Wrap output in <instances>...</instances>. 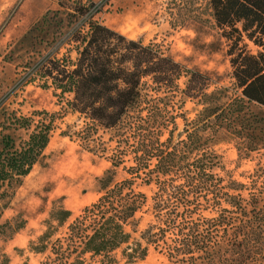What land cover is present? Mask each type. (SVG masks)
<instances>
[{
  "label": "trees",
  "instance_id": "1",
  "mask_svg": "<svg viewBox=\"0 0 264 264\" xmlns=\"http://www.w3.org/2000/svg\"><path fill=\"white\" fill-rule=\"evenodd\" d=\"M58 7L54 15L65 14L69 30L58 42L57 51L69 46L76 58L44 57L31 68L28 82L51 87L54 96L71 95L66 107L88 121L77 133L83 143L98 129L110 132L111 166H122L128 178L112 183L109 172L101 181L102 194L51 244L49 256L41 264H117V252L124 264H135L146 257L149 246L160 248L168 264L264 260V212L252 209L248 214L234 196L221 193L218 156L209 146L221 133L245 139L255 125L264 124V118L248 108L253 104L264 109V0H205V22L220 31L226 45L231 96L225 88L208 91L206 74L185 69L158 44L128 40L99 24L94 19L99 10L93 3L58 0ZM49 14L30 32L47 25ZM202 22L193 14V24ZM177 94L201 109L193 121L183 119L184 138L173 142L176 117L166 96ZM34 116L40 118L35 121ZM54 117L45 112L12 117L10 128L24 131L26 138L17 142L4 135L1 139L0 200L7 199L43 157ZM164 133L167 136L162 139ZM134 179L155 187L150 198L153 222L140 240H132L126 231L147 200L134 191ZM222 203L230 209H222ZM201 208L211 209L215 216L193 218ZM237 211L241 215L237 221L226 215ZM59 214L63 217L58 223L63 225L69 213ZM47 235L38 241L43 242Z\"/></svg>",
  "mask_w": 264,
  "mask_h": 264
},
{
  "label": "rangeland",
  "instance_id": "2",
  "mask_svg": "<svg viewBox=\"0 0 264 264\" xmlns=\"http://www.w3.org/2000/svg\"><path fill=\"white\" fill-rule=\"evenodd\" d=\"M83 2L97 7L99 11L94 19L99 24L128 40L140 41L144 45L158 44L165 55L185 69L206 74L210 81L208 91L225 88L228 96L233 94L230 67L225 57L226 45L219 37L220 31L212 23L205 22V0ZM58 10V0H0V148L4 135L17 142L19 138H26L24 131L10 128L14 115L31 117L42 112L55 115L43 157L11 190L10 196L0 200V264L43 263L49 256L51 244L61 239L66 227L82 209L102 194L101 181L109 172L113 176L112 183L128 178L122 166H111L113 143L108 142L110 132L98 129L89 142L83 143L77 133L88 121L66 107L71 95L54 96L51 87L42 88L38 81L28 82L31 68L42 58L54 55L56 58L67 56L72 61L76 58L74 48L69 46H62L57 51L58 42L69 30L67 16L54 15ZM46 13H50L47 25H40L39 31L31 33L30 30ZM193 14L199 15L203 22L193 24ZM249 49H252L250 45ZM183 81L178 82L180 88ZM166 98V102L174 106L171 111L176 117L173 134V142H176L184 138L183 119L193 121L201 108L178 94L174 97L167 95ZM248 108L258 118H264V109L253 104ZM33 118L37 121L40 117ZM2 126L7 129H2ZM166 136L164 133L162 139ZM209 146L218 156L216 173L223 180L221 193L234 196L248 214L252 209L264 212V124L255 125L252 135L245 139H233L221 133ZM69 163L77 167L73 176L67 174ZM129 165L126 161L125 166ZM133 189L147 198L145 205L136 213L135 222L126 227L132 240H140L141 233L153 222L150 198L155 187L134 179ZM220 207L230 209L225 203ZM204 209L201 208L193 218L215 216L211 209ZM60 211L69 213L63 225L58 223V219L63 217ZM226 215L236 221L241 218L238 211ZM45 233H48L47 238L39 242ZM41 247L44 252L38 251ZM116 257L117 264H124L118 252ZM135 264L168 262L160 248L154 250L149 246L146 257ZM253 264H264V260Z\"/></svg>",
  "mask_w": 264,
  "mask_h": 264
},
{
  "label": "bare ground",
  "instance_id": "3",
  "mask_svg": "<svg viewBox=\"0 0 264 264\" xmlns=\"http://www.w3.org/2000/svg\"><path fill=\"white\" fill-rule=\"evenodd\" d=\"M76 170H77V167H76V165L75 164H73V163H69L68 165H67V174H69V176H73V174H74V172H76ZM61 178V177H60ZM76 180H77V178H76ZM75 180V181H76ZM51 182V181H50ZM54 182V181H53ZM75 183V182H74Z\"/></svg>",
  "mask_w": 264,
  "mask_h": 264
}]
</instances>
